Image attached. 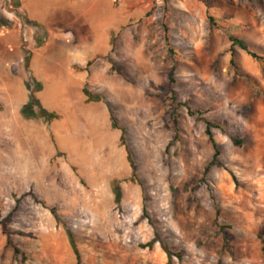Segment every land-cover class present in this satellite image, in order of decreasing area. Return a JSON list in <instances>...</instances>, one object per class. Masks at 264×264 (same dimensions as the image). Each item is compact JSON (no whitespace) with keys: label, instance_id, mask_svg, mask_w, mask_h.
<instances>
[{"label":"rangeland","instance_id":"374dc122","mask_svg":"<svg viewBox=\"0 0 264 264\" xmlns=\"http://www.w3.org/2000/svg\"><path fill=\"white\" fill-rule=\"evenodd\" d=\"M0 25V264H169L157 238L264 264V0H0ZM32 78L58 120L22 117Z\"/></svg>","mask_w":264,"mask_h":264},{"label":"trees","instance_id":"16d2710c","mask_svg":"<svg viewBox=\"0 0 264 264\" xmlns=\"http://www.w3.org/2000/svg\"><path fill=\"white\" fill-rule=\"evenodd\" d=\"M31 25H32L33 28L38 29V31L39 30L43 31V28L37 26L36 24H31ZM229 41H230L231 46H232V49H231L232 53L234 52L235 47H238L242 51L246 52L254 60L261 61L260 57H258L256 54H253V53L250 52L249 47L245 43L244 40L230 36L229 37ZM41 46H42V44L39 43L37 48H40ZM31 59H32V52L28 51V50L24 51V63H25V67L27 69L30 68ZM32 81L37 86V89H36V91H33L31 84H27V89L30 91V96H29V102L21 110L22 117L24 119L44 120V121H46L49 124L52 123L53 121L58 120V117H59L58 114L55 113V112H49L48 110H46L41 105L39 99L36 97V92H40L42 90V85L40 83L34 81L33 78H32ZM170 83L171 84L174 83L172 77L170 78ZM83 93H84V95L87 98V102H89V103L90 102H94V101H96V102L101 101V97L100 96L93 95L89 91H87L86 89L83 90ZM189 115L190 116H194V113L191 110H189ZM111 123H112V127L114 129H118L117 125H116V119H115V117L112 114H111ZM205 124H206V136L208 137L209 142L212 145V148H213V151H214L213 160L209 164L207 170H209L210 167H213L215 165L218 166V167H222V165L220 163H218V158H219L220 153H219L218 145H217L216 141L214 140V137H213V134H212V131H211V129L215 128V126H214V124H212L209 121H206ZM120 140H121L122 145L124 146L125 145V132H124V130H121V138H120ZM232 142H233V144L235 146L239 147L241 145V142L238 139H232ZM128 159H129V162H130L131 167H132L133 175H135L136 174L135 173V166H134V164L132 162V158H131L130 154L128 155ZM231 176L233 178V181L236 183L237 182L236 177L233 174H231ZM113 192H114V195H115V203L116 204H120L121 203V190H120L118 185L114 186ZM67 235H68V238H69V241H70L71 248H72V250H73V252H74V254L76 256L77 261L79 262L80 261V253H79V250H78V248H77V246L75 244L74 237H73V235H72V233L70 231H67ZM157 242L160 243L164 253L167 255L169 264L171 263V261L174 258H180L181 257V254H174V252L167 245L162 243L158 238L154 239L153 242L150 243L147 247H151L153 245V243H157ZM8 244L12 245L10 240H8ZM18 253L19 252L17 250H15V254L17 255Z\"/></svg>","mask_w":264,"mask_h":264}]
</instances>
